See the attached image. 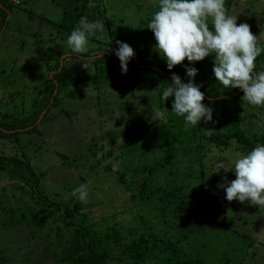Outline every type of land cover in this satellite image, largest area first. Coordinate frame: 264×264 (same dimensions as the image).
I'll use <instances>...</instances> for the list:
<instances>
[{
	"label": "rangeland",
	"instance_id": "rangeland-1",
	"mask_svg": "<svg viewBox=\"0 0 264 264\" xmlns=\"http://www.w3.org/2000/svg\"><path fill=\"white\" fill-rule=\"evenodd\" d=\"M82 1L12 2L8 24L0 32V114L19 116L39 97L47 74L40 51L46 48L65 51L60 58L70 54L67 38L78 26L81 10L90 22L104 24L102 33L89 38L88 47L95 44L119 47L117 41H124L154 50L155 36L147 28L158 10L154 0H88L81 9ZM226 7L229 14L238 17V24L250 25L259 44L264 46V0H226ZM71 87L75 94L60 93L38 121L36 131L18 130V140L0 138V154L27 157L40 173L47 195L79 203L86 222L101 234L116 226L127 236L124 240L127 242L129 233L137 225L162 234L165 226L179 221L177 213L180 211V216L201 222L199 180L181 175L175 186L181 207L176 206L174 212L171 205L162 212L160 203L148 202L144 195L152 193L150 189L158 184H164L163 173H157L149 182L145 170L163 153L128 150L122 145L120 130L152 117V110L157 108L156 93L119 83L95 87L88 73H83L79 82ZM250 108L256 117L248 121V126L261 130L264 107ZM226 151L230 152L228 157L224 156ZM238 155L241 154L235 147L222 151L213 149L206 162L216 171L218 163L231 164ZM146 180L149 186L144 187ZM11 183L0 171V264H67L60 261L58 255L68 243V229L48 215V210L32 203L26 193L14 189ZM82 183L88 186V200L84 203L73 195V190ZM214 205L213 209H218L217 202ZM239 226L252 232L256 239L243 258L241 246L234 242V232L226 231L220 237L191 234L178 244L199 253L204 264H220L221 251L227 249L228 264H264V214L253 223V228L242 225L241 221ZM167 231L172 239L180 235L177 225ZM117 251L116 246L113 247L104 264H131L126 258L119 260ZM165 251L164 243L156 241L154 250L144 261L134 264H164Z\"/></svg>",
	"mask_w": 264,
	"mask_h": 264
},
{
	"label": "trees",
	"instance_id": "trees-1",
	"mask_svg": "<svg viewBox=\"0 0 264 264\" xmlns=\"http://www.w3.org/2000/svg\"><path fill=\"white\" fill-rule=\"evenodd\" d=\"M86 1L88 0L82 1L81 9H84ZM13 5L9 0H0V32L8 24L7 16ZM81 17L83 10L80 12ZM131 46L135 50V56L129 61L126 74L122 72L120 60L115 55L114 50L118 46L95 44L89 47L87 53L71 52L64 58H60L65 52L63 50L46 48L40 51L47 71L40 95L19 116L6 112L0 114V138L14 137L18 140V130L36 131L37 119L42 111L46 109L47 113L60 93L75 94L71 85L75 86L83 73L89 74L95 87L119 83L135 89L154 91L157 108L166 112L167 123L160 124L159 120L148 117L135 125H125L120 130L122 145L128 150H157L163 153L161 158L146 166L145 170L150 177L149 182L157 173H163L164 184H158L150 189L152 193L147 192L144 195L148 202L160 203L159 210L162 212L171 205L174 212L176 206L181 207L175 190L181 175L199 180L201 222L180 216V211L177 213L179 221L175 225L165 226L162 234L140 229L137 225L125 242L127 236L116 226H112L104 234L94 230L86 222L79 203L48 196L42 187L40 173L34 169L27 157L0 154V171L6 174L14 189L26 193L32 203L42 210H48V215L56 218L68 229V243L62 246L58 255V259L67 264H104L115 246L119 260L126 258V262L134 264L144 261L154 250L156 241L163 242L167 249L164 252V264H204V258L199 253H192L178 243L191 234L205 233L207 236L220 237L226 231L234 232V242L241 246L240 253L243 258L256 239L251 235L252 232H246L239 226V221L242 225L247 224L253 228V223L264 214V209L235 200L228 202L226 192L218 187V182H223L225 175L229 181L235 179V173L225 174L223 169L215 172L212 164H207L206 157L213 149L222 151L232 147L239 150L241 155L247 154L257 144H264V126L261 130L250 129L248 121L256 117V114L250 110L251 105L242 101L243 91L239 88H225L216 81L213 73L214 54L195 63L185 60L182 65L169 70L166 60L159 52L134 44ZM83 65H88V69ZM185 65L198 69L195 83L205 93L203 103L213 110V122L202 120L194 127L186 126L184 118L177 116L171 109L174 97L167 101L162 99L163 90L171 84L173 72L183 82L191 81L192 78L186 74ZM48 70H52V73L49 74ZM255 71H264V53L257 58ZM54 89L56 93L51 100ZM209 129L212 130L209 132ZM146 182L147 180L143 182L144 187L149 186ZM215 202L219 206L216 210L213 209ZM176 225L180 235L172 239L171 230H167H173ZM221 252L223 260L220 264H228L229 249Z\"/></svg>",
	"mask_w": 264,
	"mask_h": 264
},
{
	"label": "clouds",
	"instance_id": "clouds-1",
	"mask_svg": "<svg viewBox=\"0 0 264 264\" xmlns=\"http://www.w3.org/2000/svg\"><path fill=\"white\" fill-rule=\"evenodd\" d=\"M158 10L148 23L155 36L154 51L166 60L169 70L182 65L185 60L195 63L214 54L213 73L216 81L225 88L243 91L242 101L253 107H264V71L256 72V60L264 53L258 36L248 23H237L236 16L229 14L226 0H154ZM90 7L92 5H89ZM104 31L101 21L90 22L81 17L78 26L67 38V46L72 53L89 51V38ZM119 47L115 55L119 58L121 70L127 73L129 61L135 50L127 42L117 41ZM88 69V65H83ZM186 67V74L192 78L183 82L173 72L171 84L162 92V99L174 97L172 111L185 120L186 126H196L202 120L213 122V110L205 105V93L195 83L198 69ZM87 93V88L85 89ZM152 120L167 123L164 110L154 108ZM212 129H209V132ZM229 151L224 153L228 157ZM225 174L234 170L235 179L225 175L218 187L226 192L228 202L239 201L264 209V144H257L250 152L238 155L231 164L221 162L216 165ZM73 195L84 203L88 200L87 184H80Z\"/></svg>",
	"mask_w": 264,
	"mask_h": 264
},
{
	"label": "water",
	"instance_id": "water-1",
	"mask_svg": "<svg viewBox=\"0 0 264 264\" xmlns=\"http://www.w3.org/2000/svg\"><path fill=\"white\" fill-rule=\"evenodd\" d=\"M56 93V89H54L53 93H52V96H51V100L53 99L54 95ZM46 109H44L42 111V113L39 115L38 119H37V122L40 121L41 117L43 116L44 112H45Z\"/></svg>",
	"mask_w": 264,
	"mask_h": 264
},
{
	"label": "built area",
	"instance_id": "built-area-1",
	"mask_svg": "<svg viewBox=\"0 0 264 264\" xmlns=\"http://www.w3.org/2000/svg\"><path fill=\"white\" fill-rule=\"evenodd\" d=\"M9 1H11V2H13V1H14V2H16V3L18 2V0H9Z\"/></svg>",
	"mask_w": 264,
	"mask_h": 264
}]
</instances>
